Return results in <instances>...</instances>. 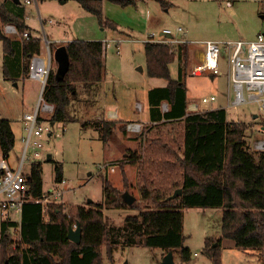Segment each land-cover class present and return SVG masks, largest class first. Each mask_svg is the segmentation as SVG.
<instances>
[{
	"label": "trees",
	"instance_id": "1",
	"mask_svg": "<svg viewBox=\"0 0 264 264\" xmlns=\"http://www.w3.org/2000/svg\"><path fill=\"white\" fill-rule=\"evenodd\" d=\"M75 1L101 26L117 29L103 15V0ZM109 1L121 6L136 3ZM156 1L163 8L170 5L166 0ZM25 4L24 0H0L2 77L11 82L28 77L31 58L40 54L42 40L25 21ZM7 24L13 25L16 32H7ZM56 44L48 42L49 49ZM65 47L66 72L58 77L56 67L51 66L42 91V98L53 106L48 116L42 117L49 123L75 120L69 106L78 87L91 89L105 73L103 41L72 39L65 42ZM143 48L147 74L167 80L165 85L147 91V121L153 126L170 125L171 135L147 138L148 126H144L134 138L138 141L136 148L126 147L116 163L124 188L130 185L126 166L136 165L139 201L127 204L122 197L124 189L120 190L104 174V202L89 200L69 206L66 212L60 203L43 202L41 164L31 160L24 174L27 194L34 199L22 203L19 219L0 220V264H102L104 256L113 258L118 242L159 247L164 253L178 250L180 262L185 263L192 254L184 245L183 209L193 206L221 207V238L232 239L238 248L255 249L264 264V148L250 149L246 124L228 120L223 106L187 111L186 41L172 44L145 40ZM174 59L177 76L171 78L169 63ZM163 102L167 104L164 110ZM93 124L103 141L111 137L114 129L125 133L127 128L120 120L105 117L93 120ZM259 129L264 134V120ZM14 145L10 120L0 118V154L8 158ZM55 180L62 181L60 163L55 164ZM177 188L181 193L168 198ZM103 205L137 211L124 217V225L110 228ZM77 222L81 226L79 243L67 238L68 228ZM221 238L204 240L202 252L212 264H220Z\"/></svg>",
	"mask_w": 264,
	"mask_h": 264
},
{
	"label": "rangeland",
	"instance_id": "2",
	"mask_svg": "<svg viewBox=\"0 0 264 264\" xmlns=\"http://www.w3.org/2000/svg\"><path fill=\"white\" fill-rule=\"evenodd\" d=\"M166 1L170 3L167 8L161 7L156 0H136L135 4L125 6L103 0V15L113 22L117 29L101 26L97 18L85 11L75 0H66L65 3L58 0H32L25 4V21L32 33L42 40L40 55H47L50 49L46 44L51 39L109 41V47L104 48L103 79L91 89L78 87L76 96L72 98L69 110L75 120L49 123L51 134L46 133L41 137L42 153L33 160L41 164L45 204L55 201L62 204L63 210L67 212L69 206L83 204L89 200L103 203L101 175L104 174L120 190L124 189L135 197V201H139L136 165L126 166L130 185L124 188L121 171L116 163L126 147L136 148L138 141L134 138L144 126H148L147 138H166L171 135L168 133L170 125L153 126L146 121L140 124L138 131L126 128L123 133L114 129L111 137L103 141L93 120L107 118L109 109L117 110L118 120L126 125L129 121H141L147 117L148 89L163 86L167 80L147 74L143 43L151 34L158 36L163 28H169L172 37L178 42L187 43L185 82L188 102H198L201 109L224 106L228 120L246 124L245 134L250 149H261L257 144L264 139V134L259 129L264 120V113L259 112L258 104L246 101L236 107L226 106L227 94L231 98L232 91L228 85L225 53L222 51L219 58L220 73L214 74L213 77L208 71L193 73V67L200 62L203 42L207 40H252L256 34L264 33V0ZM178 26L182 27L183 31H176ZM54 48L50 50L51 66L56 67ZM1 62L0 41V118L9 119L15 132L16 144L9 152L8 158L11 166L15 167L22 157L24 147V142L20 139L23 132L25 135L21 118L24 112L34 109L41 84L27 77L17 82L5 80L2 77ZM169 71L170 77L176 78L175 59L169 63ZM211 94L216 95L215 100L207 103L201 101L203 96ZM161 108H167L166 102L162 103ZM48 153L51 160L47 157ZM29 160L30 147L27 149L24 171L28 170ZM56 163L61 164L62 181L55 180ZM102 211L108 226L118 228L124 225V217L127 214H134L137 210L103 205ZM221 217V207L184 208V245L189 247L192 255L188 262L181 263L178 250H175V263L212 264L202 249L205 238H221ZM72 227L74 228L75 224ZM218 247L220 264H262V258L255 249L238 248L230 238L222 237ZM164 254L163 249L159 247L118 242L113 250V258L110 260L104 256L102 264H161V255Z\"/></svg>",
	"mask_w": 264,
	"mask_h": 264
},
{
	"label": "built area",
	"instance_id": "3",
	"mask_svg": "<svg viewBox=\"0 0 264 264\" xmlns=\"http://www.w3.org/2000/svg\"><path fill=\"white\" fill-rule=\"evenodd\" d=\"M30 3L32 0H24ZM5 30L10 33L16 32L13 25H5ZM176 31H183L178 26ZM24 36H28L24 32ZM146 40L158 42H178L172 37V31L169 28H163L158 36L151 34ZM204 49L202 58L198 64L193 67V73L208 71L211 76L220 73L219 58L223 51L226 56V66L228 71V85L232 91V97L227 94V107H236L244 102H256L259 112L264 113V33H258L252 40H235L226 42H217L207 40L203 42ZM104 48L109 47V41H103ZM48 46V45H47ZM119 41H116L118 50ZM49 48V47H48ZM51 67L50 50L47 55H34L31 58L28 77L36 79L41 84L40 93L37 102L32 111L23 114V124L25 135L23 137L24 147L22 157L18 164L13 167L7 157L0 156V218L19 219L21 205L26 200L34 199L27 194L28 186L24 174V162L26 160L27 149L31 148V160L41 155L43 146L42 136L51 131L49 122L45 118L52 110V104L42 98V91L46 81L47 74ZM216 99L215 94L203 96L201 101L204 103ZM187 111H198V102H187ZM127 129L131 131L139 130L140 124L137 122H128ZM261 149L264 148V139L258 144ZM29 160V161H31ZM113 170V168H110Z\"/></svg>",
	"mask_w": 264,
	"mask_h": 264
},
{
	"label": "water",
	"instance_id": "4",
	"mask_svg": "<svg viewBox=\"0 0 264 264\" xmlns=\"http://www.w3.org/2000/svg\"><path fill=\"white\" fill-rule=\"evenodd\" d=\"M16 3H20L21 0H13ZM54 60L56 61V74L58 77H61L68 68V55L66 52L65 44L58 45L54 48L53 51ZM212 77V76H211ZM16 84V83H15ZM256 116V114L254 115ZM47 157H50L49 154H47ZM181 193V188L175 189L172 194L168 198L176 197ZM122 197L125 200L127 204H131L135 197L132 196L129 192L124 191L122 193ZM67 238L75 243H79L81 240V226L79 222L75 224V227L72 226L68 228L67 231ZM161 264H175V261L173 259V252L171 250H168L161 259Z\"/></svg>",
	"mask_w": 264,
	"mask_h": 264
},
{
	"label": "crops",
	"instance_id": "5",
	"mask_svg": "<svg viewBox=\"0 0 264 264\" xmlns=\"http://www.w3.org/2000/svg\"><path fill=\"white\" fill-rule=\"evenodd\" d=\"M66 1H62V2H60V3H65ZM102 7H103V2H102ZM70 40H72L71 38H69V39H66V40H64V41H61V40H57V39H51L49 42H55V43H57V44H61V43H65V42H67V41H70ZM47 42V41H46ZM56 44V45H57ZM46 45H48V43L46 44ZM40 54H41V51H40ZM27 78H29V77H27ZM30 79H32V78H30ZM32 80H35V81H37L36 79H32ZM37 102V101H36ZM36 104V103H35ZM219 106H221V105H219ZM35 107V105L33 106V108ZM215 107H218V106H211V107H207V108H215ZM224 107V106H223ZM226 109V108H225ZM26 112H29V111H26ZM25 113V112H24ZM107 118H109V119H118V112H117V110H115V109H109L108 111H107ZM147 121V117L145 118V119H142L141 121H129V122H137V123H139V124H141V123H144V122H146ZM21 124L23 125V129H24V124H23V116H22V118H21ZM13 129V128H12ZM14 131V130H13ZM51 134V131H50V133H48L47 135H50ZM14 135H15V132H14ZM24 135V132H23V134L22 135H20V139H21V141H23V136ZM15 144H16V139H15ZM49 154V153H48ZM50 155V154H49ZM0 156H1V154H0ZM51 156V155H50ZM9 158V157H8ZM0 173H1V171H0ZM196 255V254H195ZM162 257H163V255H161V259H162ZM173 259H174V254H173ZM175 264H177V263H175Z\"/></svg>",
	"mask_w": 264,
	"mask_h": 264
}]
</instances>
